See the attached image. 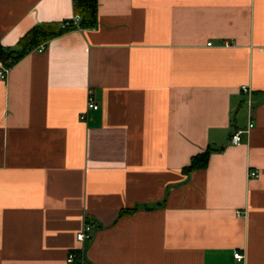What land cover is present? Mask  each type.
Wrapping results in <instances>:
<instances>
[{
    "label": "crops",
    "instance_id": "0c3cea01",
    "mask_svg": "<svg viewBox=\"0 0 264 264\" xmlns=\"http://www.w3.org/2000/svg\"><path fill=\"white\" fill-rule=\"evenodd\" d=\"M76 15L0 0V42ZM97 18L0 77V264H264V0H97Z\"/></svg>",
    "mask_w": 264,
    "mask_h": 264
},
{
    "label": "trees",
    "instance_id": "16d2710c",
    "mask_svg": "<svg viewBox=\"0 0 264 264\" xmlns=\"http://www.w3.org/2000/svg\"><path fill=\"white\" fill-rule=\"evenodd\" d=\"M74 9L75 14L81 16L79 24L82 27L94 26L97 23V0H74ZM62 23L63 21H51L37 24L23 34L14 47L3 46L0 42V60L6 66H11L29 51L74 28V25L63 27ZM208 156L209 151L194 155L191 163L184 168L185 171L190 173L198 167H205L208 163ZM133 210L124 209L122 213Z\"/></svg>",
    "mask_w": 264,
    "mask_h": 264
},
{
    "label": "built area",
    "instance_id": "2783aa9c",
    "mask_svg": "<svg viewBox=\"0 0 264 264\" xmlns=\"http://www.w3.org/2000/svg\"><path fill=\"white\" fill-rule=\"evenodd\" d=\"M80 18H81V16L77 14L74 19L63 21L62 26L68 27L70 25H74V29L75 28L81 29L83 27L79 24ZM208 44L211 45L212 42H209ZM45 46H46L45 43H43V44L39 45L38 47H36V50L43 51L45 49ZM9 70H10V66L3 65L2 67H0V77H5L8 74ZM243 90L245 92H249V93L251 92V88L249 86H243ZM249 102H251L250 99H249ZM99 107H100V104H99L94 92L92 90H90L88 98H87V108L88 109H98ZM85 117H86V113H83L81 115V118H85ZM253 126H254V122L252 119H250L248 127L246 129L236 128L230 136L231 142L235 143V144L240 143L242 141V138H243L242 137L243 133H245V132L249 133ZM257 175H258L257 170H254V169L249 170V176H257ZM238 213L240 214L241 212L239 211ZM96 227H97V223L95 221L87 220L84 223L83 228L77 233V239L79 241H84L86 239H90L92 237L93 232L96 229ZM75 257H76L75 251H72L69 253L68 258L70 261L74 260ZM234 257L237 260L242 261L245 258V252H243L241 250H236L234 252Z\"/></svg>",
    "mask_w": 264,
    "mask_h": 264
}]
</instances>
